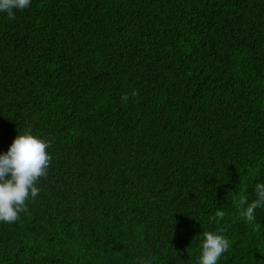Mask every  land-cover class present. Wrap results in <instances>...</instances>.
Instances as JSON below:
<instances>
[{"label": "trees", "instance_id": "obj_1", "mask_svg": "<svg viewBox=\"0 0 264 264\" xmlns=\"http://www.w3.org/2000/svg\"><path fill=\"white\" fill-rule=\"evenodd\" d=\"M14 14L0 13V155L31 129L51 162L0 222V264H197L205 231L230 241L217 264H264V207L249 223L233 201L264 183V0Z\"/></svg>", "mask_w": 264, "mask_h": 264}, {"label": "clouds", "instance_id": "obj_2", "mask_svg": "<svg viewBox=\"0 0 264 264\" xmlns=\"http://www.w3.org/2000/svg\"><path fill=\"white\" fill-rule=\"evenodd\" d=\"M30 3L31 0H0V13L14 19V10L22 11ZM135 95L137 93L134 91L132 96ZM128 99L127 94L121 96L122 103ZM49 147L48 142L31 134V129H26L24 134H18L14 139L7 153L0 155V222L15 223L20 213L27 211L26 201L38 196L39 188L36 185L42 177L47 176L51 162L47 151ZM254 191L256 198L251 203L245 195L238 200L233 198L240 217L249 223L255 220V210L264 207V183H257ZM224 216L225 212L220 210L210 220L219 221ZM229 247L230 241L225 236L211 231L203 232L197 264H217Z\"/></svg>", "mask_w": 264, "mask_h": 264}]
</instances>
